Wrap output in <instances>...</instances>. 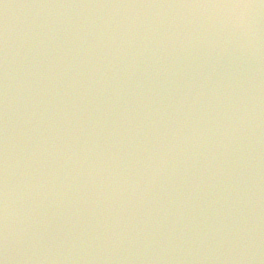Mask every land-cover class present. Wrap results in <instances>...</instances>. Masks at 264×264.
Listing matches in <instances>:
<instances>
[{
  "label": "water",
  "instance_id": "95a60500",
  "mask_svg": "<svg viewBox=\"0 0 264 264\" xmlns=\"http://www.w3.org/2000/svg\"><path fill=\"white\" fill-rule=\"evenodd\" d=\"M2 264H264V0H0Z\"/></svg>",
  "mask_w": 264,
  "mask_h": 264
},
{
  "label": "snow or ice",
  "instance_id": "6c2138e0",
  "mask_svg": "<svg viewBox=\"0 0 264 264\" xmlns=\"http://www.w3.org/2000/svg\"><path fill=\"white\" fill-rule=\"evenodd\" d=\"M0 264H2V261H0Z\"/></svg>",
  "mask_w": 264,
  "mask_h": 264
}]
</instances>
